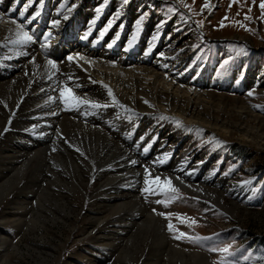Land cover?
Listing matches in <instances>:
<instances>
[{"label":"bare ground","instance_id":"obj_1","mask_svg":"<svg viewBox=\"0 0 264 264\" xmlns=\"http://www.w3.org/2000/svg\"><path fill=\"white\" fill-rule=\"evenodd\" d=\"M146 1L128 0L109 28L104 16L112 4L107 3L99 13L91 11L100 0H32L31 4L29 0H0V96H12L11 100L0 99V183L16 171L14 183L0 184V206L8 201L7 209L12 210L0 214L10 229H0L3 260L11 241L27 222L29 210L40 212L47 198L65 200V208L76 203H67L73 195L85 203L80 214L85 230L98 226L92 239L102 243L100 248L107 255L136 229L138 237L130 239L128 245H140L134 249L139 261L159 264L168 251L207 261L202 253L174 245L152 194L157 187H168L166 181H170L178 191L214 199L223 207L226 178L214 176L216 166L203 174L207 165L195 161L189 144L178 158L172 154L189 139L185 131L191 128L254 143L251 124L264 129V111L256 115L240 98H228L222 92L226 91L227 78L216 79L217 86L212 87L210 67L203 68L201 74L196 65L190 69L185 38L160 40L162 28H152L154 20L145 30L131 25L135 11ZM38 3L48 6L49 15L32 19ZM95 13L97 19L93 20ZM20 16L26 17L23 23ZM12 20L23 25L32 41L14 42L21 29L10 23ZM56 21L59 23L53 26ZM92 21L101 23L103 31L107 28L103 36L96 33ZM120 37L124 42L128 38L133 45L137 43L139 50H117ZM45 44L47 47H42ZM69 56L74 59L69 61ZM217 87L219 94L214 92ZM233 87L239 89L240 85ZM118 101L134 112L126 114L111 107L106 111ZM92 103L100 107H92ZM165 117L180 121V127L167 129ZM157 138L160 141L155 143ZM259 139L258 150L264 152V134ZM231 186H235L232 180L227 188ZM237 192H243V187L235 186L229 194L238 196ZM145 194L155 199L153 204L145 200ZM31 199L35 204L28 209Z\"/></svg>","mask_w":264,"mask_h":264},{"label":"rangeland","instance_id":"obj_2","mask_svg":"<svg viewBox=\"0 0 264 264\" xmlns=\"http://www.w3.org/2000/svg\"><path fill=\"white\" fill-rule=\"evenodd\" d=\"M71 1L75 3L81 0ZM148 1L137 8L136 15L131 18V25L138 30H145L154 20L152 28H162L160 40L169 42L185 38L187 44L184 50L189 57L188 67L191 69L196 65V71L200 74L203 68L210 67L208 80L215 88L216 79L227 78L226 91L222 92L228 98H240L254 114L261 115L264 111V93L261 94L264 92V18L261 16L260 8L262 0ZM206 2L210 7H203ZM107 3L112 4V9L106 18L104 16L105 23L114 21V16L121 12L125 4L124 0H100L96 8L91 11L98 8L104 10ZM38 4L39 8L35 7L33 12L35 18L41 15L43 18L45 15L48 16V6ZM45 4L48 5V2ZM202 7L203 11H201ZM67 10L71 12L72 8ZM37 13L39 15H36ZM145 13L147 15H144ZM141 16H144V19L138 28L137 21ZM245 16L251 19L246 20ZM225 17L227 19H224ZM25 18L20 16V23H23ZM92 18L97 19V14H93ZM222 20L224 27L220 26ZM94 24L93 27L97 29L98 35L101 32L105 33L101 23L95 21ZM40 28L45 32L44 27L40 25ZM119 40L117 50L121 52L129 50L132 53L139 50V45L137 43L133 45L128 38L125 39L126 42L121 37ZM99 43L102 44L103 39L99 40ZM225 61L228 63L225 64ZM235 85H240V88L235 89L233 87ZM218 89V87L214 89L217 94L221 92ZM249 92H252V95H249ZM0 99L11 100L12 96L2 94ZM118 103V106L109 105L106 111L111 107L126 114L134 112L126 109L122 102L118 101ZM227 109L230 112L237 111L234 108ZM165 118L167 129L180 127V121ZM231 119L235 121L234 116ZM138 125L139 123L136 126ZM250 131L255 136L254 143L246 140L243 143L239 141L238 136L222 138L214 134L209 135L199 128L185 131V137L189 139H185L184 143L180 142V148L172 154V157L176 159L185 153L187 148L184 147L189 144L188 147L195 161L207 165L203 174L216 166L214 176L226 178L223 186L227 189L224 196L226 203L223 207H219L211 198L188 195L181 191L173 193L168 187H157L152 196L157 198V201H161V203L156 201L155 206L164 214L161 216L167 221V227L169 223L173 226L169 231L175 241L174 245L187 252L202 253L207 260L188 255L180 256L168 251L159 264H264V152L258 150V145L262 143L259 137L264 134V129L251 124ZM157 140L160 141V138H157L155 143ZM142 154L141 157L144 158L145 151ZM185 159L189 157L185 156ZM15 173L14 170L1 183H14ZM230 180L234 181L235 186L243 187V192L235 193L238 196L229 194L235 187H228V190L227 184ZM46 183L48 182L46 181L44 185H47ZM223 188L220 189L222 192L225 191ZM143 197L151 204L155 200L149 194ZM74 200H77L76 203H71ZM81 201L71 195L70 201H67L71 204L63 208L65 200L47 198L43 201L44 207L40 212L35 208L29 210L27 222L8 246L6 259L0 258V264H149L137 258L138 250L134 249H140L139 244L135 247L128 245L130 239L138 237L136 229L125 237L126 242L123 241L120 247L114 249L115 252L113 251L111 255L104 253L100 248L102 243L98 242V239H92L94 230L98 226L94 227L93 231H87L80 221L83 213L81 209L85 204ZM7 203L9 202L5 201L1 204L0 214L12 211L7 209L9 208ZM28 203V209L33 208L35 200L31 199ZM150 209L154 210V208ZM0 225V229L10 230L1 220ZM182 233L184 235H181ZM142 234L146 236L145 228ZM225 247L229 248L231 255L219 251Z\"/></svg>","mask_w":264,"mask_h":264},{"label":"snow or ice","instance_id":"obj_3","mask_svg":"<svg viewBox=\"0 0 264 264\" xmlns=\"http://www.w3.org/2000/svg\"><path fill=\"white\" fill-rule=\"evenodd\" d=\"M31 3H32V0H29V4H31ZM124 3L127 4L128 3V0H124ZM203 7H210V5H208L207 2H206ZM203 7H202L201 11H203ZM229 7H231V4L229 5ZM260 8H261V16H262V18H264V0H262V2L260 4ZM100 11H101V9L98 8L97 9V12L99 13ZM169 11H172V9H169ZM249 11H251V9H249ZM119 14L120 13L118 12L117 13V17L119 16ZM21 15H23V13H21ZM36 15H39V13H37ZM144 15H147V13H145ZM32 19H35V16L32 17ZM64 19L65 20L68 19V16H64ZM143 19H144V16H141L140 20L137 21V27L138 28L140 26V23L143 21ZM224 19H227V17H225ZM245 19L246 20H249V19H251V17L245 16ZM10 23L16 24L17 28L18 29H21V31L17 32V34H16L18 38H17L16 41H14L15 43H22L23 44V43H28V42L32 41L33 37L31 35H29V33L27 31H23L22 30L23 29V25L17 24V22L15 20L10 21ZM58 23H59V21L54 22V25L53 26H55ZM93 23H95V21H93ZM113 23H114V21L113 20H110L109 23H108V27L110 28ZM220 26L221 27H224L225 26L223 20L220 22ZM246 30L251 31L250 29H246ZM104 31H107V28ZM47 35H50V33L49 34H46V37L45 38H47ZM100 35L103 36L104 35V32H101ZM154 39H155V37H154ZM109 46H111V45H109ZM42 47H47V45L46 44L45 45H42ZM73 59L74 58L72 56H69L68 57V60L69 61H72ZM80 59H82V58H80ZM32 63H35V59L34 58H33ZM227 63H228V61H225V64H227ZM48 64L51 65L53 68L56 67V65L51 60L48 61ZM165 67H166V65H165ZM165 78L167 79L168 77H165ZM108 94L110 96L112 95L111 90H109V93ZM249 95H252V92H249ZM63 96H64V92L62 91L61 92V97H63ZM73 99L76 100L78 103L83 102V101L80 100L79 97H73ZM64 103L67 104L68 101L67 100H64ZM105 106H107V105H105ZM92 107H100V105L95 104V103H92ZM55 114L56 113H53V115H55ZM9 123H10V121H9ZM5 131H7V129H5ZM146 150L147 149H145V151ZM131 163L132 164H135L136 161H132ZM158 181H159V178H157V182ZM147 183H148V179L146 177L145 184H147ZM166 183L168 185V190H170L173 193L178 192V189H176L175 187L171 186V182L170 181H166ZM145 191H150V190L146 188ZM157 203H161V201H157ZM157 214L158 215H164L163 213H157ZM172 227H173L172 224L169 223L168 228H169L170 231L172 230ZM181 235H184V234L182 233ZM174 238L179 239L180 237H174ZM197 239H200V238H197ZM219 251L222 252V253H227V254L231 255V253L229 252V248H227V247L222 248Z\"/></svg>","mask_w":264,"mask_h":264}]
</instances>
